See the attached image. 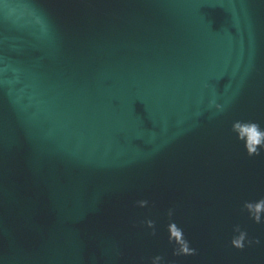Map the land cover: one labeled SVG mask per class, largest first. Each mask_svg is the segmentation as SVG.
<instances>
[{
    "label": "water",
    "instance_id": "obj_1",
    "mask_svg": "<svg viewBox=\"0 0 264 264\" xmlns=\"http://www.w3.org/2000/svg\"><path fill=\"white\" fill-rule=\"evenodd\" d=\"M237 122L264 0H0V264H264Z\"/></svg>",
    "mask_w": 264,
    "mask_h": 264
},
{
    "label": "clouds",
    "instance_id": "obj_2",
    "mask_svg": "<svg viewBox=\"0 0 264 264\" xmlns=\"http://www.w3.org/2000/svg\"><path fill=\"white\" fill-rule=\"evenodd\" d=\"M234 130L239 131L240 135L238 136V139L245 142V148L249 156L258 155V149H264V132L260 130L258 124L251 122H237L234 125ZM256 208L257 210H264V200H261V202L257 204ZM173 227L178 229L176 225H173ZM178 230L179 233L182 234V230ZM234 244L239 249L243 248V244L239 240L234 241Z\"/></svg>",
    "mask_w": 264,
    "mask_h": 264
}]
</instances>
